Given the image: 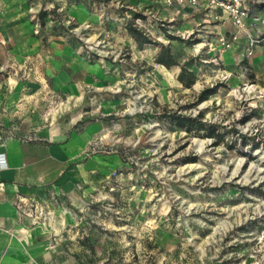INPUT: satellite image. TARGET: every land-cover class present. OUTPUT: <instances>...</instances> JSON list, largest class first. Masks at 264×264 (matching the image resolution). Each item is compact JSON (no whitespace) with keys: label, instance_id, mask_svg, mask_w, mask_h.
<instances>
[{"label":"crops","instance_id":"obj_1","mask_svg":"<svg viewBox=\"0 0 264 264\" xmlns=\"http://www.w3.org/2000/svg\"><path fill=\"white\" fill-rule=\"evenodd\" d=\"M206 6H168L157 0H0V264H93L99 205L110 201L119 210L130 198V206L135 204L130 192L135 183L128 182L137 169L119 153L91 149L93 142L107 143L111 122L134 124L117 118L115 107L123 97L111 98L131 69L125 71L115 56L89 50L79 34L86 28L90 42L101 40L112 55L121 49L130 54L131 48L135 67L147 62L151 73L169 74L182 71L181 66L157 64L160 47L140 46L127 22L143 15L140 29L160 42L164 18L187 20L190 27ZM55 8L54 16L50 11ZM210 8L211 15L215 9L221 13L216 24L205 19L209 24L203 25L205 32L215 33L216 58L225 67L246 68L264 82V37L259 38L256 19L248 18V28L240 30L226 11ZM43 9L50 13L42 26L37 14ZM232 35L236 39L223 51L219 37L231 40ZM88 94L103 97V112L86 120L83 110L50 127L35 126L39 115L31 117L33 106H47L52 97L80 104ZM36 204L46 210L44 217L34 216Z\"/></svg>","mask_w":264,"mask_h":264},{"label":"rangeland","instance_id":"obj_2","mask_svg":"<svg viewBox=\"0 0 264 264\" xmlns=\"http://www.w3.org/2000/svg\"><path fill=\"white\" fill-rule=\"evenodd\" d=\"M248 6V18L256 19L259 38L264 37V0H248ZM210 9L202 8L190 27L187 20L169 17L158 24L167 29L159 41L170 44L193 71L192 83L180 68L158 74L150 72L147 62L135 67L131 48L130 54L121 49L112 55L101 40L90 42L86 28L77 38L91 51L115 56L125 71L131 69L111 98L123 97L115 107L117 118L134 124L111 122L107 143L93 142L91 149L119 153L137 169L128 182L135 183L130 191L135 204L130 206V198L119 210L110 201L99 205L93 264H264V82L216 58L215 33L205 32L203 25L209 24L205 19L216 24L221 13L215 9L211 15ZM138 18L134 24L143 28ZM167 33L185 42L171 41ZM213 86L215 92L199 100L201 90ZM88 95L80 104L52 97L47 106H33L31 117L39 115L35 126L50 127L83 110L86 120L103 112V97ZM170 111L193 117L202 113V120L213 124L214 136L209 130L188 133L176 127L165 117Z\"/></svg>","mask_w":264,"mask_h":264},{"label":"trees","instance_id":"obj_3","mask_svg":"<svg viewBox=\"0 0 264 264\" xmlns=\"http://www.w3.org/2000/svg\"><path fill=\"white\" fill-rule=\"evenodd\" d=\"M51 13H54V16L56 15V8L52 9L50 11ZM49 11L46 10H41L37 15L39 16L41 25H44L45 18L47 17ZM126 29L131 33V35L137 40L138 44L140 46H144L146 44H151L154 46L160 47V51L157 53L155 56V61L159 64H164L166 67L171 68L173 66H178L180 65L182 68V73L186 76V79L188 83H192L195 79L194 73L192 70L187 68V66L183 63H181L180 60L176 58L174 55L171 46L168 44H163L158 42L157 40H154L146 31H143L142 29L138 28L134 24V20L130 19L127 24H126ZM170 38L173 39H179L180 41L185 42V39H182L181 37L177 36H171L169 35ZM188 42V41H187ZM217 86H213L211 88H205L201 90L199 94V100H204L207 99L211 93L215 92V89ZM165 117L170 120V122L175 125L178 128H183L185 129L188 133L189 132H198L201 130H209L210 135L213 137L214 136V130L212 129V125H208V123L204 122L202 120V113L199 115H196V117H193L191 115H186L183 113H177L175 112H166Z\"/></svg>","mask_w":264,"mask_h":264},{"label":"built area","instance_id":"obj_4","mask_svg":"<svg viewBox=\"0 0 264 264\" xmlns=\"http://www.w3.org/2000/svg\"><path fill=\"white\" fill-rule=\"evenodd\" d=\"M157 1L162 2L168 6H173L176 4H181V5L188 4L192 7L200 6L204 2H206L207 4L206 7L208 8L212 5V6H216L220 8L224 12L226 11L229 14L233 24L237 26L240 30L248 28L247 19H248L249 12H250L249 6H248V0H157ZM60 10L61 8H59V11ZM138 20H141V19L138 18ZM235 39H236V35H232L231 40H229L227 36L219 37V42L221 43L222 50L224 51L226 50V48L230 47L232 44V41ZM254 41L255 40L252 39L251 42L255 43ZM90 49H95V48L92 47L91 45ZM1 139L2 137L0 136V140ZM0 158L4 160V156H0ZM33 209H34V213H36V215H34L36 218L45 216L46 210L44 209L42 205L36 204Z\"/></svg>","mask_w":264,"mask_h":264}]
</instances>
